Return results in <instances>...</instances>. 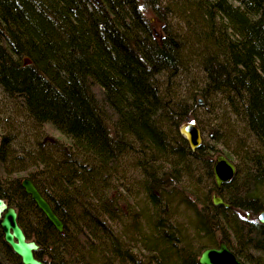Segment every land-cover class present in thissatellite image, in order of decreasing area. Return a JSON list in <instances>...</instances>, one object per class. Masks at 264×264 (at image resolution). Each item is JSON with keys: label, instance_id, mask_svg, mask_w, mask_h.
Masks as SVG:
<instances>
[{"label": "trees", "instance_id": "trees-1", "mask_svg": "<svg viewBox=\"0 0 264 264\" xmlns=\"http://www.w3.org/2000/svg\"><path fill=\"white\" fill-rule=\"evenodd\" d=\"M170 16L186 30L174 32ZM190 61L199 84L182 99L169 81L188 75ZM0 92L60 135L0 140V197L44 264H198L200 251L220 240L242 263L264 264L256 217L264 210V0H0ZM196 105L229 112L250 139L232 150L236 172L220 188L211 173L218 150H191L178 131L189 120L204 130ZM222 125L219 139L227 128L234 138L233 126ZM130 155L139 156L136 185L150 205L132 231L116 222L132 211L134 184L116 171ZM191 163L211 178L209 193L173 182ZM24 177L61 232L24 191ZM176 195L192 213L189 235L173 220ZM0 264H21L1 227Z\"/></svg>", "mask_w": 264, "mask_h": 264}, {"label": "rangeland", "instance_id": "rangeland-1", "mask_svg": "<svg viewBox=\"0 0 264 264\" xmlns=\"http://www.w3.org/2000/svg\"><path fill=\"white\" fill-rule=\"evenodd\" d=\"M167 20H168L169 26L172 27L174 32L176 31L181 34L182 32L186 30L185 24L181 20L178 21V19L175 18L174 16H170ZM150 21H154V19L151 18ZM175 25L178 26V29H176ZM155 27L158 29V25L155 24ZM187 64H188V69H187L188 71L187 70L186 71L188 75H184L183 77L178 75L176 77L171 78L169 81V86H174V89L177 92L175 94L178 95L179 93L182 99H187L188 94H191L193 90L196 87H198L197 84H199V79H200V74H201L198 68L196 67V62L190 61V63H187ZM165 83H166V80L162 81V84H165ZM213 101L216 102L215 99H213ZM186 102L190 104L192 101L189 98ZM215 102H211V103L215 105ZM210 108L212 110V105L210 106ZM194 112H195L197 121L201 123V125L204 127L203 131L200 129L202 132V143H206V144L208 143L209 146H212V148H216L218 150L217 152H219L217 154H223L224 156H226V158L233 161L235 164L237 160L231 154L232 150H235V149L238 150L239 146L243 144L242 140L244 139H245L244 140L245 143L250 142L248 135L244 131L240 133V131H242L243 129V126L240 123H238L236 118L227 111L226 113H224L223 111L219 109L217 112H220V113L215 112V114L214 113L212 114V113H209V108L207 106L201 107V106L196 105V107L194 108ZM221 115H222V118H221L222 123H220L221 119L218 122V118L221 117ZM223 123H225L226 125L230 123L231 126H233V129H234L233 132H235L236 134L234 136L235 140L233 136L229 135L232 133V130L231 129L229 130L228 128L224 129L225 133L228 134L226 138L222 134V137L224 139L222 138L219 139L217 134H221L223 132L222 131V128L224 127V125H222ZM211 129H214L215 130L214 132L216 133L215 134L212 133ZM45 134L53 135L57 137L60 136L57 131L51 129L49 126L42 125L41 123H36L35 121H32L30 118L26 116L23 109L15 105L13 101L8 99L7 96L5 97L4 94L0 92V140L2 136H4L8 140L7 142L10 141L9 142L10 145H12L15 142H18V140L22 141V143L31 142L32 144H35L34 142L41 139L42 136ZM216 137L218 138L217 140H216ZM238 140L240 141L238 142ZM138 157L139 156L137 155H134V156L130 155L129 158L120 162L119 168L116 169V171H118V175L120 174V175L125 176V179H127L125 180V182L134 184L133 186L134 189L131 191L133 194L132 200L130 203L131 208H132L131 215L129 216V218H121L119 221L118 220L116 221V222H119L120 224L127 223L126 225L131 227L130 231H132L135 228V226L137 228V224L141 222L140 219H142L143 216L147 214V210L149 211L148 208H150V205L144 198V195L142 193H139L140 188L137 187L136 185V183L140 181V173L134 165ZM166 164L168 163L165 162V163H161L160 165L164 166ZM172 164L174 165V167L180 165V163L178 164L176 160ZM199 164L200 163H196V168L194 166L195 165L194 163L189 164L191 171L187 172V174H184L183 176H181L179 173V175H176L173 182L174 183L176 182L180 184L181 186L189 188V189H191L192 187L193 188L196 187L197 194H200L205 191L209 193L211 186H212L211 178H209L203 170L202 172H200V169L197 168ZM168 165L170 166L168 170H172L173 169L172 165L171 164H168ZM168 165L166 166L168 167ZM18 175L25 176L26 172H20ZM121 180H122L121 182H123V179ZM176 196L177 197L171 198L172 200L170 201V204H169L172 208V212L174 213V214L172 213L173 220L176 222L177 225H179V227H181L182 229L184 228L186 230L187 232V233L185 232L186 235L187 234L189 235L192 233V230H191L192 229L191 224L193 221L192 213L183 204V201H184L183 198L178 195ZM140 212L142 213L141 215H140ZM257 215L258 214L256 213V217ZM162 216L164 217L166 215H162ZM164 219H165V222H166V219L168 220V218H165V217ZM162 221L164 222V220ZM169 221L171 223V218H169ZM123 234L124 233L122 232L121 237L124 239ZM132 234L125 233V237L128 236L129 239H132V237H130V235L132 236ZM197 242L198 241L195 242V246H198L196 244ZM252 254L254 255V253ZM136 259L140 261V264H147L146 260L144 261V259H140V258H136Z\"/></svg>", "mask_w": 264, "mask_h": 264}, {"label": "water", "instance_id": "water-1", "mask_svg": "<svg viewBox=\"0 0 264 264\" xmlns=\"http://www.w3.org/2000/svg\"><path fill=\"white\" fill-rule=\"evenodd\" d=\"M29 63L30 60L27 57H24L23 64ZM198 102H200V100H198ZM178 131L184 137L191 150H195L201 145L202 132L194 122L186 121L181 123L178 127ZM215 163L218 166L223 165L224 169H226L225 173H227V177L225 175L223 178L214 174L215 186L219 188L221 183L227 182L234 176L235 165L223 154H218L216 156L214 165ZM212 169H214V167ZM20 184L48 221L57 231L61 232L63 230L61 220L53 212L49 203L41 195L34 183L28 177H24L21 179ZM212 203L215 205L223 204L224 206H227L226 203H222V199L217 195L212 196ZM257 219L260 222H264V210L258 213ZM0 227L4 242L10 247L12 252L19 257L21 264H44L42 260L35 256V252L39 249V245L35 240H28L26 238L24 231L17 221L16 209L13 206H10L2 197H0ZM219 260L225 261L220 262ZM197 262L198 264H243L223 240H220L216 247L204 248L199 253Z\"/></svg>", "mask_w": 264, "mask_h": 264}, {"label": "bare ground", "instance_id": "bare-ground-1", "mask_svg": "<svg viewBox=\"0 0 264 264\" xmlns=\"http://www.w3.org/2000/svg\"><path fill=\"white\" fill-rule=\"evenodd\" d=\"M24 65H26V64H24ZM186 122V121H185ZM189 147V146H188ZM217 156V155H216ZM216 158V157H215ZM215 158L213 159V162H212V165H211V173H212V178H213V181H214V174H216L218 177H221V178H223L225 175H226V177H227V173H225L226 171V169H224V166L223 165H217L216 163H215V165H214V160H215ZM231 161V160H230ZM233 162V161H232ZM234 163V162H233ZM235 165V164H234ZM214 167V169H212ZM213 170H214V173H213ZM235 172H236V168H235ZM235 175V174H234ZM233 178V177H232ZM231 178V179H232ZM230 179V180H231ZM230 180H228L227 182H229ZM227 182H223V183H221V185H219V188L222 186V185H224L225 183H227ZM214 184H215V182H214ZM218 188V187H217ZM222 203H223V200H222ZM225 203V202H224ZM216 205H218V204H216ZM204 249V248H203ZM202 249V250H203ZM201 250V251H202ZM200 251V252H201ZM199 256V255H198ZM220 262H223V261H225V260H219Z\"/></svg>", "mask_w": 264, "mask_h": 264}]
</instances>
